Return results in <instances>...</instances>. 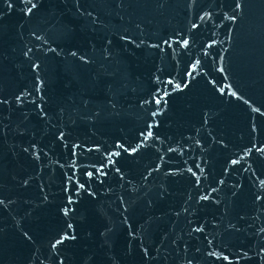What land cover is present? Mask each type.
I'll return each mask as SVG.
<instances>
[{
	"label": "water",
	"instance_id": "1",
	"mask_svg": "<svg viewBox=\"0 0 264 264\" xmlns=\"http://www.w3.org/2000/svg\"><path fill=\"white\" fill-rule=\"evenodd\" d=\"M0 264H264V0H0Z\"/></svg>",
	"mask_w": 264,
	"mask_h": 264
}]
</instances>
